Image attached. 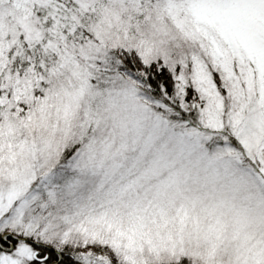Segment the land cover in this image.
Masks as SVG:
<instances>
[{
  "label": "snow or ice",
  "instance_id": "obj_1",
  "mask_svg": "<svg viewBox=\"0 0 264 264\" xmlns=\"http://www.w3.org/2000/svg\"><path fill=\"white\" fill-rule=\"evenodd\" d=\"M0 264H264V0H0Z\"/></svg>",
  "mask_w": 264,
  "mask_h": 264
}]
</instances>
